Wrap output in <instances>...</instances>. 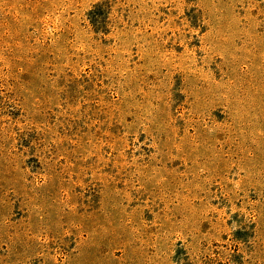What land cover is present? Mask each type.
<instances>
[{
    "label": "rangeland",
    "instance_id": "obj_1",
    "mask_svg": "<svg viewBox=\"0 0 264 264\" xmlns=\"http://www.w3.org/2000/svg\"><path fill=\"white\" fill-rule=\"evenodd\" d=\"M0 264H264V0H0Z\"/></svg>",
    "mask_w": 264,
    "mask_h": 264
},
{
    "label": "trees",
    "instance_id": "obj_2",
    "mask_svg": "<svg viewBox=\"0 0 264 264\" xmlns=\"http://www.w3.org/2000/svg\"><path fill=\"white\" fill-rule=\"evenodd\" d=\"M3 82L1 80V76H0V98L2 97V93H3V86H2Z\"/></svg>",
    "mask_w": 264,
    "mask_h": 264
}]
</instances>
